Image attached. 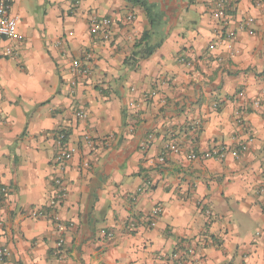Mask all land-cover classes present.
Here are the masks:
<instances>
[{
	"label": "crops",
	"instance_id": "obj_1",
	"mask_svg": "<svg viewBox=\"0 0 264 264\" xmlns=\"http://www.w3.org/2000/svg\"><path fill=\"white\" fill-rule=\"evenodd\" d=\"M216 1L11 0L17 38L0 42L11 263L169 264L178 252L184 264H264V3L225 0L222 25ZM91 16L110 21L109 41L90 34ZM73 60L90 69L75 85ZM59 133L72 151L63 169ZM220 147L222 160L205 157ZM55 178L68 191L51 209Z\"/></svg>",
	"mask_w": 264,
	"mask_h": 264
},
{
	"label": "built area",
	"instance_id": "obj_2",
	"mask_svg": "<svg viewBox=\"0 0 264 264\" xmlns=\"http://www.w3.org/2000/svg\"><path fill=\"white\" fill-rule=\"evenodd\" d=\"M257 5L261 7V5L264 3V0H257ZM10 8H11V0H0V42L3 39L7 40H15L17 38V23L16 19L11 16L10 14ZM215 8L217 10V15L222 18L223 23H225L224 19L231 13L232 9L231 6L226 3L225 0H217L215 2ZM252 22V19L248 20V24ZM110 26V21L106 18H97L96 16H91L89 19V30L90 34L94 36H98L101 38L103 41H109L110 39V34L108 31V28ZM228 37H231V33H227ZM62 44L61 41H58L56 43V46H60ZM9 52V49H8ZM93 59L92 55L90 53H87L84 55L83 61H91ZM82 60H73L70 65V70L71 74L74 77V82L72 85L76 84V81H78L81 78L86 77L89 74V67L86 65ZM133 91V89H131ZM241 95V94H240ZM151 96H154V93L151 94ZM250 107L253 108H259L260 107V102L255 101L250 104ZM76 116L80 119H84L86 117V114L84 112H77ZM239 124V122H238ZM56 140L59 145V151L55 155L54 162L58 166L59 169H63L66 164L70 161L72 157V151L69 150L65 146V135L63 133H59L56 135ZM152 140V136L149 135L145 138V140L140 144V149L145 150L147 148V144L149 141ZM253 137L251 135L247 134L245 140L238 141L237 142V151L240 153H245L248 151L249 146L253 142ZM89 147L92 146V141H87L86 142ZM166 151H173L176 152L175 146H168ZM228 152V149L225 147H220V148H213L205 153V157L208 159H213L216 161L222 160L226 153ZM232 152L235 153L233 150ZM165 152L164 154H161L157 162L159 164H163L165 160ZM195 155L190 154L189 159H194ZM264 167V166H263ZM54 186L57 190L56 195L54 198H52L49 202V205L51 209H55V207L63 201L66 196H67V186L66 184L60 179V178H55L54 179ZM160 209L159 208H154L150 214V220L149 224L151 227L155 226V219L159 216L160 214ZM130 227H134L133 224H130ZM110 236V234H109ZM61 249H62V241L58 240L55 243V247L53 249V253L56 257H60L61 254ZM185 254H192L193 251L191 249H188L184 252ZM0 261L4 264H13L10 261V253L8 249L2 245H0ZM169 264H184V258L183 256L176 252L175 254H172L171 257L169 258Z\"/></svg>",
	"mask_w": 264,
	"mask_h": 264
},
{
	"label": "trees",
	"instance_id": "obj_3",
	"mask_svg": "<svg viewBox=\"0 0 264 264\" xmlns=\"http://www.w3.org/2000/svg\"><path fill=\"white\" fill-rule=\"evenodd\" d=\"M142 6L144 7V4H142ZM144 8H146V6ZM146 10H147V8H146ZM143 38H145V36ZM151 51L153 52L154 50H146L147 55H149L150 53H152Z\"/></svg>",
	"mask_w": 264,
	"mask_h": 264
}]
</instances>
